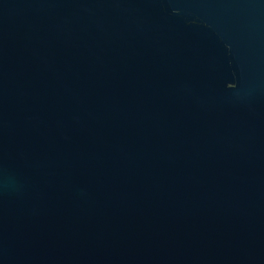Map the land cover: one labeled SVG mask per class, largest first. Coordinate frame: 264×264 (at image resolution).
Here are the masks:
<instances>
[{
  "label": "water",
  "instance_id": "95a60500",
  "mask_svg": "<svg viewBox=\"0 0 264 264\" xmlns=\"http://www.w3.org/2000/svg\"><path fill=\"white\" fill-rule=\"evenodd\" d=\"M0 264H264V0H0Z\"/></svg>",
  "mask_w": 264,
  "mask_h": 264
}]
</instances>
